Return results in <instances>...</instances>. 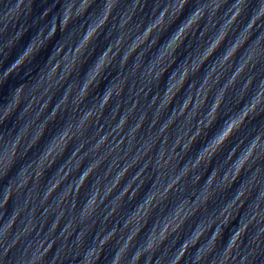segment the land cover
I'll return each mask as SVG.
<instances>
[{
    "label": "clouds",
    "instance_id": "obj_1",
    "mask_svg": "<svg viewBox=\"0 0 264 264\" xmlns=\"http://www.w3.org/2000/svg\"><path fill=\"white\" fill-rule=\"evenodd\" d=\"M146 3L41 0L39 10L30 14L36 0H0V264H264V0H152L150 14L144 12ZM137 9L147 19H139L132 35L133 29L127 25ZM57 23L61 34L67 30L66 36L56 33ZM113 32L117 35L109 40ZM193 41L197 56L188 65ZM58 51L64 54L53 66L51 60ZM133 52L138 59L132 57L130 72L122 76L121 70L128 66ZM76 54L83 57L77 70L78 83L66 80L63 95L51 112V122L46 118L35 124L34 119H25L36 97L22 95L24 86L28 84L29 91H35L38 85L43 87L47 77V87L40 92L45 95L64 79L70 55L75 67ZM166 57H175L174 66L167 67ZM61 62L64 66L56 73ZM189 67L203 71L199 87ZM137 73L157 88L148 104L149 109H156L152 126L170 108L175 115L165 118L161 133L179 117L190 124L196 120L195 131L188 129L195 141L192 155L175 179H170L165 192L181 175L189 173V164L191 182L198 190L184 195L181 184L176 188L181 196L162 206L147 186L133 209H144L135 227L128 228L125 220L119 236L114 226L98 230L89 242L85 228L89 221L95 223L101 205L107 210L104 199L108 185L101 187L100 177H96L83 193L78 213L76 197L103 160L94 159L75 181L61 189V180L74 170L65 172L64 164L81 146L74 141L83 134L85 122L89 118L98 121V111L109 106L114 96H122L128 76ZM178 73L179 80L174 81ZM221 76H227L223 84ZM116 77L120 79L114 83ZM74 84L75 95L70 92ZM186 85L196 89L195 101L188 95L176 110L175 99ZM161 95L163 99L157 104ZM25 99L28 102L21 107ZM85 100L95 103L81 107ZM189 103L193 110L185 116ZM138 104L127 109L113 131L123 130ZM147 118V111L141 113L130 132ZM105 139L98 140L89 152L96 153ZM37 140L39 151L31 152L30 160L29 155L24 158ZM57 141L68 152L63 155L64 162L52 168L56 160L52 145ZM189 146L185 143L181 151ZM166 153L165 148L157 153L155 170L171 159V155L165 159ZM48 157L51 160L45 170L43 162ZM202 161L203 177L196 171ZM57 188L61 190L55 203L49 205ZM219 192L224 195L219 196ZM53 213L57 214L45 233L44 224ZM66 214H70L66 226L54 238L56 225ZM80 225L83 228L77 231ZM125 229L127 235L123 234ZM106 246L110 254L105 252Z\"/></svg>",
    "mask_w": 264,
    "mask_h": 264
}]
</instances>
